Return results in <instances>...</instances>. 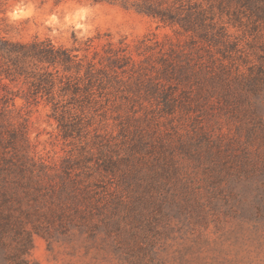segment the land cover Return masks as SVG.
I'll return each instance as SVG.
<instances>
[{
  "label": "trees",
  "instance_id": "1",
  "mask_svg": "<svg viewBox=\"0 0 264 264\" xmlns=\"http://www.w3.org/2000/svg\"><path fill=\"white\" fill-rule=\"evenodd\" d=\"M90 1L149 17L185 41L154 36L134 55L124 41L91 52L93 39L81 49L0 34V264H28L35 235L109 227L115 218L105 214L122 215L116 222L148 241L174 219L200 221L204 192L237 164L259 163L264 178V45L256 63L231 34L264 30V0ZM19 96L50 107L72 147L60 164L37 156L28 119L14 116ZM222 111L252 118L247 146L213 127L209 115ZM112 118L117 135L101 128ZM235 174L241 181L243 170Z\"/></svg>",
  "mask_w": 264,
  "mask_h": 264
},
{
  "label": "rangeland",
  "instance_id": "2",
  "mask_svg": "<svg viewBox=\"0 0 264 264\" xmlns=\"http://www.w3.org/2000/svg\"><path fill=\"white\" fill-rule=\"evenodd\" d=\"M0 34L18 42L50 39L58 46L81 49L93 39L91 52H102L108 42L118 45L124 41L134 55L144 40L154 36L160 42L167 36L172 43L185 41L170 28H158L149 17L90 0L58 6L52 0H0ZM231 34L257 63V52L264 45V30L256 33L249 28H232ZM19 114L28 119L29 141L37 156L60 164L72 147L64 143L50 107L44 103L29 104L19 96L14 116ZM238 117L222 111L210 114L209 120L214 128L220 125L223 133L240 137L247 146L246 133L254 122L249 116ZM102 125V131L117 135L113 118L105 120L101 128ZM103 144L114 146L107 139ZM250 147L255 156L258 145ZM241 165L237 164L215 184L219 187L204 192L206 208L197 223L189 225L174 219L167 228L162 224L155 237L140 241L135 236L139 231L129 222H116L122 215L105 214L103 218H115L113 224H99L93 234L89 230L83 234L73 231L54 241L35 235L33 249L25 258L28 264H264L261 165ZM240 168L244 172L241 181L235 174Z\"/></svg>",
  "mask_w": 264,
  "mask_h": 264
}]
</instances>
